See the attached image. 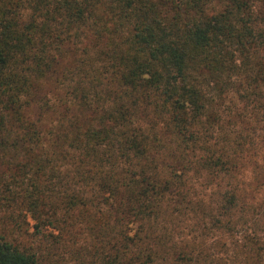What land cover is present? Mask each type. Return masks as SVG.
I'll return each mask as SVG.
<instances>
[{"label":"trees","instance_id":"trees-1","mask_svg":"<svg viewBox=\"0 0 264 264\" xmlns=\"http://www.w3.org/2000/svg\"><path fill=\"white\" fill-rule=\"evenodd\" d=\"M73 49L75 79L60 82L74 113L47 136L29 109ZM55 156L74 160L82 186L69 198L77 212L63 200L64 219L41 207ZM258 157L264 0H0V164L13 170L0 174L4 218L31 212L52 241L92 222L89 264H197L192 238L260 264ZM0 264L42 257L0 227Z\"/></svg>","mask_w":264,"mask_h":264},{"label":"rangeland","instance_id":"rangeland-1","mask_svg":"<svg viewBox=\"0 0 264 264\" xmlns=\"http://www.w3.org/2000/svg\"><path fill=\"white\" fill-rule=\"evenodd\" d=\"M103 10L104 7H101L97 11L100 17L104 16ZM109 27L112 28L111 26ZM75 53V49L69 52V54L65 58L66 62L63 63L64 66L58 67L57 71L59 72L49 76L48 79L43 82V88L39 92L40 101L35 102L29 109L30 116L38 120V124L40 125L41 130L47 136L53 137L55 133L61 132L60 125L63 122L59 121V118H64L63 114L67 113L68 115H70L74 113V107L68 108V104L66 103V90L61 84L60 79L68 83L72 79H75L72 78L66 71L68 67H65V65L67 66V64H71L73 62V60L75 59ZM63 69L65 74H67V77L62 76L61 71H63ZM66 107L68 108V110L66 109ZM64 123L66 124L65 120ZM49 142L50 141H48L45 146L46 150L47 148L49 150H52L50 144H48ZM64 145L68 149V146L66 144H63L62 146ZM54 160L56 166L59 168V172H56L53 175H49L50 184L39 182L42 186H47L48 193L52 195L48 199L46 198L47 204L41 205V207H43V209L45 210H48V208L51 207L48 213L43 214L44 217L50 214L52 218L57 217L59 219H64L66 208L62 205L63 200L68 203V212H72V209L77 212V206H73L71 208L72 205L70 206L69 204V198H71V192L82 188V186L76 183V164L73 159H71L70 157L63 158L55 156ZM257 160L260 164L264 162V159L261 157H258ZM14 168L15 167H13V169ZM11 171L13 170L7 169V166H5L4 164H0V174L10 175ZM261 173L264 174V169L260 171V174L258 176H256L253 171V167H250L247 171H244L246 179L249 180L251 176H256L259 182H264V176L261 175ZM41 181H43L42 178ZM57 204H60V207L56 212H54L53 208H57ZM4 213V211L0 210L1 229L3 230L4 227H6V231H8V235L10 236V238H13L18 244L26 247L28 250H35L39 252L42 257V264H85V262L89 264V255L86 258L85 255L86 253H88V250H93V245L99 244L92 240V236L88 229L89 226L93 224L92 222L82 223L83 225L80 224L78 230V232L80 233L78 234H72L68 231H64V233H62L61 235L62 239L60 241H52V237H43L42 234L39 235L35 232V229L32 227V224L35 223V221L31 218V212L23 211L21 215L19 214V211L15 213L7 212L11 215L5 218L3 217ZM71 220L74 222L73 218H67L66 223H63V225H68ZM228 240H232V238H228ZM187 242L191 246V248L203 250V254L205 257H200L197 264H245L243 257L246 256L235 257L233 263L231 262V258H229V256H227L224 251H218L214 247H212L211 244H213L214 241L211 243V241L209 240L206 243H202L198 239L193 240L192 238ZM251 260V257H247L245 261L250 262ZM255 262L264 264V258L261 261L255 260ZM191 264H195V262H191Z\"/></svg>","mask_w":264,"mask_h":264}]
</instances>
